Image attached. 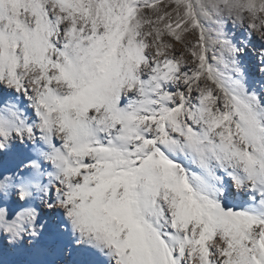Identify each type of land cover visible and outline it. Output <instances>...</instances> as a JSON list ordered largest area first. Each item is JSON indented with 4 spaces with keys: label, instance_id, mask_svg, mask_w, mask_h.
<instances>
[{
    "label": "snow or ice",
    "instance_id": "obj_1",
    "mask_svg": "<svg viewBox=\"0 0 264 264\" xmlns=\"http://www.w3.org/2000/svg\"><path fill=\"white\" fill-rule=\"evenodd\" d=\"M0 264H264V0H0Z\"/></svg>",
    "mask_w": 264,
    "mask_h": 264
}]
</instances>
